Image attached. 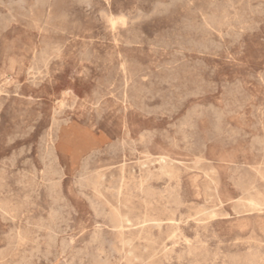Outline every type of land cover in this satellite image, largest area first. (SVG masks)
Returning <instances> with one entry per match:
<instances>
[{
	"label": "rangeland",
	"instance_id": "1",
	"mask_svg": "<svg viewBox=\"0 0 264 264\" xmlns=\"http://www.w3.org/2000/svg\"><path fill=\"white\" fill-rule=\"evenodd\" d=\"M0 4V264L264 263V0Z\"/></svg>",
	"mask_w": 264,
	"mask_h": 264
},
{
	"label": "bare ground",
	"instance_id": "2",
	"mask_svg": "<svg viewBox=\"0 0 264 264\" xmlns=\"http://www.w3.org/2000/svg\"><path fill=\"white\" fill-rule=\"evenodd\" d=\"M22 1H23V0H22ZM32 1H33V0H32ZM45 1H46V0H45ZM72 1H74V0H72ZM92 1H93V0H92ZM155 1H156V0H155ZM182 1H183V0H182ZM184 1H185V0H184ZM219 1H221V0H219ZM52 2H53V1H52ZM174 2H175V0H174ZM188 2H189V1H188ZM188 2H187V5H188ZM237 2H238V1H237ZM70 3H71V2H70ZM91 3H92V2H91ZM106 3H107V2H106ZM163 3H164V2H163ZM177 3H178V2H177ZM181 3H182V2H181ZM27 4H28V3H27ZM27 4H26V5H27ZM81 4H82V3H81ZM85 4H87V3H85ZM109 4H110V3H109ZM202 4H203V3H202ZM202 4H201V5H202ZM227 4H228V3H227ZM257 4H258V3H257ZM0 5H1V4H0ZM32 5H33V4H32ZM54 5H55V3H54ZM68 5H69V3H68ZM90 5H91V4H90ZM191 5H192V4H191ZM219 5H221V4H219ZM222 5H223V3H222ZM231 5H232V4H231ZM5 6H6V5H5ZM170 6H171V5H170ZM211 6H212V5H211ZM226 6H227V5H226ZM229 6H230V5H229ZM256 6H257V5H256ZM184 7H185V6H184ZM29 8H30V7H29ZM87 8H88V7H87ZM93 8H94V7H93ZM241 8H242V10H243V7H241ZM52 9H53V8H52ZM105 9H106V8H105ZM107 9H108V8H107ZM133 9H134V8H133ZM133 9H132V11H133ZM151 9H152V8H151ZM229 9H230V8H229ZM41 10H42V9H41ZM168 10H169V9H168ZM175 10H176V9H175ZM190 10H191V9H190ZM209 10H210V9H209ZM58 11H59V10H58ZM99 11H100V10H99ZM108 11H109V9H108ZM122 11H123V9H122ZM128 11H129V10H128ZM193 11H194V9H193ZM198 11H199V10H198ZM261 11H262V10H261ZM35 12H36V11H35ZM43 12H44V11H43ZM48 12H49V11H48ZM130 12H131V11H130ZM135 12H136V11H135ZM171 12H172V11H171ZM187 12H188V11H187ZM195 12H196V11H195ZM68 13H69V12H68ZM110 13H111V12H110ZM173 13H174V11H173ZM190 13H191V12H190ZM15 14H16V13H15ZM17 14H19V13H17ZM86 14H87V13H86ZM91 14H92V13H91ZM118 14H120V13H118ZM250 14H251V11H250ZM261 14H262V13H261ZM32 15H33V14H31L30 17H31ZM48 15H49V14H48ZM57 15H58V14H57ZM57 15H56V16H57ZM107 15H108V14H107ZM109 15H110V14H109ZM109 15H108V16H109ZM133 15H134V14H133ZM231 15H232V14H231ZM258 15H259V14H258ZM41 16H42V15H41ZM52 16H53V15H52ZM99 16H100V15H99ZM30 17H28V18H30ZM70 17H71V16H70ZM70 17H69V18H70ZM158 17H159V16H158ZM182 17H183V16H182ZM202 17H203V16H202ZM212 17H214V15H213ZM247 17H248V16H247ZM5 18H6V17H5ZM26 18H27V17H26ZM28 18H27V19H28ZM98 18H99V17H98ZM207 18H210V17L208 16ZM240 18H241V17H240ZM17 19H19V18H17ZM64 19H65V18H64ZM77 19H78V18H77ZM100 19H101V18H100ZM111 19H112V18H111ZM153 19H154V18H153ZM192 19H193V18H192ZM37 20H39V18H38ZM90 20H91V19H90ZM205 20H206V19H205ZM30 21H31V20H30ZM39 21H40V20H39ZM45 21H46V20H45ZM48 21H49V20H48ZM60 21H61V20H60ZM77 21H79V20H77ZM101 21H103V19H101ZM111 21H112V20H111ZM145 21H146V20H145ZM203 21H204V20H203ZM233 21H234V20H233ZM251 21H252V20H251ZM5 22H6V21H5ZM26 22H27V21H26ZM46 22H47V21H46ZM65 22H67V21L65 20L64 23H65ZM204 22H205V21H204ZM207 22H208V20H207ZM209 22H210V21H209ZM214 22H216V21H214ZM2 23H3V22H2ZM2 23H1V24H2ZM20 23H21V22H20ZM205 23H206V22H205ZM3 24H4V23H3ZM3 24H2V25H3ZM25 24H26V23H25ZM28 24H29V23H28ZM51 24H52V23H51ZM104 24H105V23H104ZM128 24H129V23H128ZM128 24H127V25H128ZM174 24H175V23H174ZM217 24H218V23H217ZM232 24H233V23H232ZM4 25H5V24H4ZM32 25H33V24H32ZM32 25H31V26H32ZM45 25H46V24H45ZM71 25H72V24H71ZM179 25H181V24L179 23ZM211 25H212V24H211ZM220 25H221V24H220ZM225 25H226V24H225ZM107 26H108V25H107ZM110 26H111V25H110ZM212 26H213V25H212ZM232 26H233V25H232ZM48 27H49V26H48ZM52 27H53V26H52ZM55 27H56V26H55ZM72 27H73V26H72ZM72 27H71V28H72ZM115 27L117 28V26H115ZM217 27H219V26H217ZM56 28H57V27H56ZM64 28H65V27H64ZM73 28H74V27H73ZM130 28H131V27H130ZM172 28H174V27H172ZM251 28H252V27H251ZM34 29H35V28H34ZM66 29H68V28H66ZM104 29H105V27H104ZM194 29H195V28H194ZM211 29H212V28H211ZM257 29H258V28H257ZM3 30H4V28H3ZM62 30H63V29H62ZM116 30H117V29H116ZM138 30H139V29H138ZM207 30H208V29H207ZM234 30H235V29H234ZM240 30H242V29H240ZM248 30H249V29H248ZM35 31H36V30H35ZM58 31H61V29L58 30ZM162 31H163V30H162ZM244 31H245V30H244ZM250 31H251V30H250ZM0 32H1V31H0ZM51 32H52V31H50V33H51ZM67 32H68V31H67ZM220 32H221V31H220ZM220 32H219V33H220ZM232 32H234V31H232ZM236 32H237V31H236ZM236 32H235V34L238 33V32H237V33H236ZM112 33H113V32H112ZM141 33H142V32H140V34H141ZM221 33H222V32H221ZM48 34H49V33H48ZM58 34H59V32H58ZM140 34H139V35H140ZM142 34H143V33H142ZM154 34H155V32H154ZM222 34L224 35V33H222ZM240 34H241V33H240ZM88 35H89V34H88ZM120 36H121V35H119V37H120ZM128 36H129V35H128ZM131 36H134V35H131ZM160 36H161V35H160ZM220 36H221V34H220ZM115 37H116V36H115ZM221 37H222V36H221ZM100 38H101V36H100ZM105 38H106V37H105ZM122 38H123V37H122ZM132 38H133V37H132ZM132 38H131V39H132ZM224 38H225V37H224ZM226 38H227V37H226ZM119 39H120V38H119ZM142 39H143V38H142ZM147 39H148V38H147ZM159 39H160V38H159ZM219 39H220V37H219ZM222 39H223V37H222ZM19 40H20V39H19ZM44 40H45V39H44ZM58 40H59V39H58ZM66 40H68V39H66ZM101 40H102V39H101ZM113 40H114V39H113ZM152 40H154V39H152ZM193 40H194V39H193ZM237 40H238V39H237ZM156 41H159V40H157V38H156ZM212 41L214 42V40H212ZM19 42H20V41H19ZM124 42H125V41H124ZM199 42H200V41H199ZM202 42H203V41H202ZM234 42H235V41H234ZM54 43H56V42H54ZM54 43H53V44H54ZM65 43H66V42H65ZM142 43H143V42H142ZM142 43H141V44H142ZM149 43H150V42H149ZM192 43H193V42H192ZM218 43H219V42H218ZM196 44H197V43H196ZM200 44H201V43H200ZM215 44H216V43H215ZM220 44H221V42H220ZM228 44H229V43H228ZM58 45H59V44H58ZM149 45H150V44H149ZM174 45H175V44H174ZM190 45H191V44H190ZM230 45H231V44H230ZM10 46H11V45H10ZM52 46H53V45H52ZM61 46H62V45H61ZM125 46H126V45H125ZM147 46H148V45H147ZM164 46H165V45H164ZM175 46H176V45H175ZM188 46H189V45H188ZM63 47H64V46H63ZM80 47H82V46H80ZM160 47H161V46H160ZM49 48H51V47H49ZM49 48H48V49H49ZM162 48H163V47H162ZM164 48H165V47H164ZM179 48H180V47H179ZM192 48H193V47H192ZM196 48H197V47H196ZM212 48H213V47H212ZM87 49H88V48H87ZM89 49H90V48H89ZM141 49H142V48H141ZM229 49H230V48H229ZM5 50H6V49H5ZM151 50H152V49H151ZM156 50H157V49H156ZM159 50H161V49H159ZM195 50H196V49H195ZM213 50H214V49H213ZM50 51H51V50H50ZM60 51H61V50H60ZM91 51H92V50H91ZM202 51H203V50H202ZM9 52H10V51H9ZM48 52H49V51H48ZM53 52H54V51H53ZM78 52H79V51H78ZM118 52H119V51H118ZM40 53H41V52H40ZM206 53H208V52H206ZM217 53H218V52H217ZM91 54H92V52H91ZM201 54H202V53H201ZM56 55H57V53H56ZM78 55H80V54H78ZM209 55H211V54H209ZM212 55H213V54H212ZM215 55H216V54H215ZM31 56H32V55H31ZM37 56H38V55H36L35 59L38 58ZM83 56H84V55H83ZM85 56H86V55H85ZM51 57H53V56H51ZM119 57H120V56H119ZM121 57H122V54H121ZM126 57H127V56H126ZM188 57H189V56H188ZM7 58H8V57H7ZM43 58H45V57H43ZM87 58H88V57H87ZM38 59H39V58H38ZM47 59H49V58H47ZM84 59H85V58H84ZM123 59H124V58H123ZM133 59H134V58H133ZM85 60H87V59H85ZM8 61H9V60H8ZM47 61H48V60H47ZM131 61H132V60H131ZM163 61H164V60H163ZM50 62H51V61H50ZM39 63H40V62L38 61V64H39ZM132 63H133V62H132ZM132 63H131V64H132ZM138 63H139V62H138ZM204 63H205V62H204ZM129 64H130V63H129ZM30 65H31V64H30ZM40 65H41V63H40ZM57 65H58V64H57ZM123 65H125V64H123ZM126 65H128V64L126 63ZM139 65H140V63H139ZM33 66H34V65H33ZM104 66H105V65H104ZM199 66H201V65H199ZM202 66H203V65H202ZM9 67H10V66H9ZM30 67H31V66H30ZM37 67H38V66H37ZM112 67H113V66H112ZM131 67H132V66H131ZM138 67H139V66H138ZM138 67H137V69H138ZM157 67H158V66H157ZM203 67H204V66H203ZM84 68H85V67H84ZM121 68H122V67H121ZM121 68H120V69H121ZM142 68H143V67H142ZM9 69H11V68H9ZM26 69H27V68H26ZM33 69H34V68H33ZM37 69H38V68H37ZM37 69H36V70H37ZM45 69H46V68H45ZM191 69H192V68H191ZM194 69H195V68H194ZM208 69H210V68L208 67ZM208 69H207V70H208ZM36 70H35V71H36ZM124 70H126V69H124ZM140 70H141V69H140ZM28 71H29V70H28ZM47 71H48V70H47ZM84 71H85V70H84ZM87 71H88V70H87ZM120 71H121V70H120ZM120 71H119V72H120ZM30 72H31V71H30ZM39 72H40V71H38V73H39ZM82 72H83V71H82ZM117 72H118V71H117ZM125 72H126V71H125ZM128 72H129V71H128ZM46 73H47V72H46ZM46 73H45V74H46ZM84 73H86V72H84ZM84 73H83V74H84ZM131 73H132V71H131ZM194 73H195V71H194ZM198 73H199V72H198ZM198 73H196V74H198ZM48 74H49V73H48ZM113 74H114V73H113ZM137 74H138V73H137ZM260 74H261V73H260ZM32 75H33V73H32ZM114 75H115V74H114ZM209 75H210V74H209ZM211 75H212V74H211ZM250 75H251V74H250ZM250 75H249V76H250ZM262 75H264V74H262ZM28 76H29V73H28ZM106 76H107V75H106ZM196 76H197V75H196ZM32 77H33V76H32ZM37 77H38V76H37ZM44 77H45V75H44ZM132 77H134V76H132ZM132 77H131V78H132ZM135 77H136V76H135ZM209 77H211V76H209ZM38 78H39V77H38ZM107 78H108V77H107ZM202 78H203V77H202ZM253 78H254V76H253ZM43 79H44V78H43ZM119 79H120V78H119ZM121 79H122V78H121ZM133 79H134V78H133ZM138 79H139V78H138ZM193 79H195V78H193ZM3 80H4V79H3ZM28 80H30V79H28ZM33 80H34V79H33ZM200 80H201V79H200ZM255 80H256V79H255ZM262 80H263V79H262ZM5 81H6V80H5ZM104 81H105V80H104ZM142 81H143V80H142ZM118 82H119V81H118ZM192 82H193V81H192ZM223 82H224V81H223ZM234 82H235V81H234ZM261 82H262V81H261ZM5 83H6V82H5ZM9 83H10V82H9ZM37 83H38V82H37ZM104 83H105V82H104ZM113 83H114V82H113ZM211 83H212V82H210V85H211ZM213 83H214V82H213ZM216 83H217V82H216ZM221 83H222V82H221ZM235 83H236V82H235ZM240 83H241V82H240ZM33 84H34V83H33ZM35 84H36V83H35ZM107 84H108V83H107ZM127 84H128V83H127ZM194 84H195V83H194ZM214 84H215V83H214ZM4 85H5V84H4ZM129 85H131V84H129ZM192 85H193V84H192ZM106 86H107V85H106ZM117 86H118V85H117ZM133 86H134V85H133ZM211 86H212V85H211ZM236 86H237V85H236ZM14 87H16V86L14 85ZM98 87H99V86H98ZM107 87H108V86H107ZM111 87H112V86H111ZM188 87H189V86H188ZM214 87H215V86H214ZM221 87H222V86H221ZM133 88H134V87H133ZM135 88H136V87H135ZM205 88H206V87H205ZM226 88H228V87H226ZM96 89H97V88H96ZM118 89H119V88H118ZM214 89H216V88H214ZM242 89H243V88H242ZM14 90H15V89H14ZM131 90H132V89H131ZM202 90H203V89H202ZM224 90H225V88H224ZM93 91H94V90H93ZM101 91H102V90H101ZM108 91H109V90H108ZM110 91H111V89H110ZM126 91H127V90H126ZM135 91L138 92V89L135 90ZM140 91H141V90H140ZM194 91H195V90H194ZM236 91H237V90H236ZM241 91H242V90H241ZM105 92H107V91H105ZM128 92H129V91H128ZM234 92H235V91H234ZM5 93H6V92H5ZM10 93L12 94V92H10ZM62 93H63V92H62ZM130 93H131V91H130ZM13 94H14V93H13ZM112 94H114V93H112ZM133 94H135V93H133ZM139 94H140V92H139ZM199 94H200V93H199ZM203 94H204V93H203ZM244 94H245V92H244ZM63 95H64V94H63ZM101 95H102V94H101ZM109 95H110V94H109ZM130 95H131V94H130ZM223 95H225V94H223ZM229 96H230V95H229ZM246 96H247V98H248V93H247ZM222 97H223V96H222ZM117 98H119V97H117ZM127 98H128V100H129V96H128ZM224 98H225V97H224ZM120 99H121V98H120ZM244 99H245V98H244ZM248 99H250V98H248ZM29 100H30V99H29ZM123 100H124V99H122V102H123ZM128 100H127V101H128ZM230 100H232V99H230ZM136 101H137V100H136ZM232 101H234V100H232ZM56 102H57V100H56ZM134 102H135V99H134ZM234 102H235V101H234ZM60 103H61V101H60ZM62 103H63V102H62ZM62 103H61V104H62ZM101 103H103V102H101ZM101 103H100V104H101ZM132 103H133V102H132ZM144 104H145V103H144ZM244 104H245V103H244ZM133 105H134V104H133ZM193 105H194V104H193ZM231 105H232V103H231ZM237 105H238V104H237ZM263 105H264V104H263ZM67 106H68V105H67ZM134 106H135V105H134ZM136 106H137V105H136ZM62 107H63V106H62ZM98 107H99V106H98ZM138 107H139V106H138ZM138 107H137V108H138ZM230 107H231V106H230ZM230 107H228L227 109H229ZM56 108H57V107H56ZM56 108H55V109H56ZM59 108H60V107H59ZM70 108H71V107H70ZM124 108H125V107H124ZM234 108H235V107H234ZM234 108H233V109H234ZM62 109H63V108H62ZM65 109H66V108H65ZM101 110H102V109H101ZM177 110H178V109H177ZM196 110H197V109H196ZM225 110H226V109H225ZM229 110H230V109H229ZM237 110H238V109H237ZM61 111H62V110H61ZM61 111H59V112H61ZM94 111H95V110H94ZM144 111H145V110H144ZM152 111H153V110H152ZM198 111H199V110H198ZM235 111H236V110H234V112H235ZM63 112H64V111H63ZM102 112H103V111H102ZM203 112H204V111H203ZM97 113H98V112H97ZM256 113H257V112H256ZM256 113H253V114H256ZM263 113H264V112H263ZM54 114H55V113H54ZM88 114H89V113H88ZM153 114H154V113H153ZM163 114H164V113H163ZM232 114H233V113H232ZM234 114H236V113H234ZM39 115H40V113H39ZM58 115H60V114H58ZM61 115H62V114H61ZM205 115H206V114H205ZM226 115H227V114H226ZM263 115H264V114H263ZM52 116H53V115H52ZM98 116H99V115H98ZM208 116H209V115H208ZM252 116H253V115H252ZM99 117H100V116H99ZM201 117H202V116H201ZM243 117H244V115H243ZM39 118H40V117H39ZM39 118H38V119H39ZM67 118H68V117H67ZM181 118H182V117H181ZM181 118H180V119H181ZM53 119H55V118H53ZM68 119H69V118H68ZM88 119H89V118H87V120H88ZM96 119H97V117H96ZM180 119H179V120H180ZM192 119H193V118H192ZM194 119H195V118H194ZM258 119H259V117H258ZM176 120H177V119H176ZM196 120H197V119H196ZM223 120H224V119H223ZM53 121H54V120H53ZM56 121H57V123H58V120H57V119H56ZM177 121H178V120H177ZM259 121H260V119H259ZM61 122H62V121H61ZM61 122H60V123H61ZM195 122H196V121H195ZM195 122H194V123H195ZM64 123H65V122H64ZM210 123H211V122H210ZM55 124H56V123H55ZM172 124H173V123H172ZM174 124H175V123H174ZM177 124H178V123H177ZM212 124H213V123H212ZM219 124H220V123H219ZM59 125H60V124H59ZM196 125H197V124H196ZM224 125H225V124H224ZM224 125H223V126H224ZM51 126H52V125H51ZM51 126H50V127H51ZM169 126L173 127L171 124H170ZM229 126H230V125H229ZM57 127H59V126H57ZM174 127H175V126H174ZM230 127H232V126H230ZM251 127H252V126H251ZM26 128H27V127H26ZM28 128H29V125H28ZM197 128H198V127H197ZM221 128H223V127H221ZM233 128H234V127H233ZM48 129H49V128H48ZM210 129H211V128H210ZM227 129H228V128H227ZM239 129H241V128H239ZM30 130H31V129H30ZM30 130H27V131H30ZM53 130H54V128H53ZM143 130H144V129H143ZM183 130H184V129H183ZM193 130H195V129H193ZM228 130H229V129H228ZM255 130H256V129H255ZM57 131H58V130H57ZM145 131H146V130H145ZM176 131H177V130H176ZM190 131H191V130H190ZM234 131H236V130H234ZM239 131H240V130H239ZM44 132L46 133L45 128H44ZM153 132H154V131H153ZM181 132H183V131H181ZM188 132H189V131H188ZM197 132H198V131H197ZM207 132H208V130H207ZM23 133H24V132H23ZM28 133H29V132H28ZM50 133H51V132H50ZM53 133H55V132H53ZM145 134H146V133H145ZM154 134H155V132H154ZM159 134H160V133H159ZM179 134L181 135V133H179ZM243 134H244V133H243ZM21 135H22V134H21ZM21 135H20V136H21ZM42 135H44V134H42ZM42 135H41V136H42ZM49 135H50V134H48V136H49ZM56 135H57V133H56ZM146 135H147V134H146ZM155 135H156V134H155ZM161 135H162V134H161ZM167 135H168V134H167ZM167 135H166V136H167ZM176 135H177V134H176ZM196 135H197V134H196ZM216 135H217V134H216ZM16 136H17V135H16ZM24 136H25V135H24ZM209 136H210V135H209ZM209 136H208V137H209ZM226 136H227V135H226ZM226 136L224 135V137H226ZM246 136H247V133H246ZM168 137H169V136H168ZM170 137H171V136H170ZM193 137H194V136H193ZM195 137H196V136H195ZM220 137H221V135H220ZM224 137H223V138H224ZM7 138H8V137H7ZM45 138H46V136H45ZM47 138H48V137H47ZM173 138H174V137H173ZM173 138H172V139H173ZM181 138H182V137H181ZM187 138H188V137H187ZM201 138H202V137H201ZM210 138H211V137H210ZM221 138H222V137H221ZM241 138H242V137H241ZM251 138H252V137H251ZM15 139H16V138H15ZM39 139H40V138H39ZM148 139H149V138H148ZM190 139H191V138H190ZM196 139H197V138H196ZM235 139H236V138H235ZM11 140H12V139H11ZM129 140H130V139H129ZM149 140H150V139H149ZM166 140H167V138H166ZM191 140H192V139H191ZM191 140H190V142H191ZM197 140H198V139H197ZM211 140H212V139H211ZM224 140H225V139H224ZM231 140H232V139H231ZM231 140H230V141H231ZM251 140H252V139H251ZM44 141H45V139H44ZM46 141H48V140H46ZM145 141H146V139H145ZM172 141H173V140H172ZM176 141H177V140H176ZM180 141H181V140H180ZM186 141H187V140H186ZM235 141H236V140H235ZM261 141H262V140H261ZM8 142H9V141H8ZM8 142H7V143H8ZM38 142H39V141H38ZM118 142H119V141H118ZM120 142H121V141H120ZM120 142H119V143H120ZM131 142H132V141L130 140V143H131ZM146 142H147V141H146ZM173 142H174V141H173ZM202 142H203V140H202ZM215 142H216V141H215ZM250 142H251V141H250ZM39 143H40V142H39ZM137 143H138V142H137ZM147 143L149 144V142H147ZM169 143H170V142H169ZM176 143H178V142H176ZM224 143H225V141H224ZM143 144H144V143H143ZM145 144H146V143H145ZM200 144H201V143H200ZM260 144H261V143H260ZM113 145H114V144H113ZM117 145H118V144H117ZM184 145H185V144H184ZM226 145H227V144H226ZM226 145H225V146H226ZM253 145H254V144H253ZM262 145H263V143H262ZM262 145H260V148H261ZM28 146H29V145H28ZM44 146H46V145L44 144ZM44 146H42V147L44 148ZM52 146H53V145H52ZM52 146H51V147H52ZM174 146H175V145H174ZM200 146H201V145H200ZM30 147H31V145H30ZM39 147H40V146H39ZM201 147H203V146H201ZM52 148H53V147H52ZM52 148H49V149L52 150ZM122 148H123V147H122ZM191 148H192V147H191ZM262 148H263V147H262ZM24 149H25V148H24ZM39 149H40V148H39ZM107 149H108V147H107ZM111 149H112V148H111ZM188 149H189V148H188ZM251 149H252V148H251ZM29 150H30V149H29ZM45 150H46V149H45ZM45 150H44V151H45ZM51 150H50V152H51ZM132 150H133V149H132ZM186 150H187V149H186ZM18 151H19V149H18ZM115 151H117V150H115ZM115 151H114V152H115ZM23 152H24V151H23ZM26 152H27V151H26ZM26 152H24V153H26ZM28 152H29V151H28ZM46 152H47V151H46ZM46 152H45V153H46ZM50 152H49V153H50ZM52 152H54V150H52ZM93 152H94V151H93ZM97 152H99V151H97ZM108 152H109V150H108ZM111 152H112V151H111ZM49 153H48V154H49ZM99 153H100V152H99ZM10 154H11V153H10ZM91 154H92V152H91ZM94 154H95V153H94ZM108 154H109V153H108ZM42 155H43V154H42ZM44 155H46V154H44ZM89 155H90V154H89ZM99 155H100V154H99ZM99 155H98V156H99ZM13 156H14V155H13ZM51 156H52V155H50V157H51ZM53 156H54V155H53ZM87 156H88V155H87ZM5 158H6V157H5ZM5 158H4V159H5ZM14 158H15V157H14ZM46 158H47V156H46ZM53 158H55V157H53ZM87 158H88V157H87ZM90 158H91V156H90ZM25 159H26V157H25ZM51 159H52V158H51ZM51 159H50V160H51ZM95 159H96V158H95ZM160 159H161V158H160ZM160 159H159V160H160ZM11 160H12V161H15V159H14V160L11 159ZM26 160H28V159H26ZM26 160H25V161H26ZM44 160H46V159H44ZM52 160H53V159H52ZM85 160H86V159H85ZM85 160H84V161H85ZM84 161H83V162H84ZM88 161H89V160H88ZM90 161H91V160H90ZM92 161H94V160H92ZM92 161H91V162H92ZM28 162H29V160H28ZM55 162H56V161H55ZM83 162H82V163H83ZM91 162H90V163H91ZM162 162H163V160H162ZM23 163H24V162H23ZM32 163H33V162H32ZM56 163H57V162H56ZM90 163H88V165H91V164H92V163H91V164H90ZM2 164H3V163H2ZM12 164H13V163H12ZM49 164H50V163H49ZM52 164H53V163H52ZM42 165H43V164H42ZM141 165H142V164H141ZM258 165H260V164H258ZM1 166H2V165H1ZM31 166H32V164H31ZM57 166H58V165H56L55 167H57ZM94 166H95V165H94ZM51 167H52V166H51ZM90 167H91V166H90ZM31 168H32V167H31ZM52 168H53V167H52ZM82 168H84V167H82ZM86 168H87V167H86ZM94 168H95V167H94ZM168 168H169V165H168ZM234 168H235V166H234ZM17 169H18V168H17ZM33 169H35V168H33ZM47 169H48V168H47ZM58 169H61V168H58ZM230 169H231V168H229V170H230ZM241 169H242V168H241ZM254 169H255V168H254ZM42 170H43V169H42ZM44 170H46V169H44ZM52 170H53V169H52ZM83 170H85V169H83ZM92 170H94V169H92ZM188 170H189V169H188ZM212 170H214V169L212 168ZM231 170H232V169H231ZM236 170H237V169H236ZM238 170H239V169H238ZM24 171H25V170H24ZM46 171H47V170H46ZM80 171H81V170H80ZM80 171H79V172H80ZM86 171H87V170H86ZM42 172H43V171H42ZM47 172H48V171H47ZM47 172H46V173H47ZM51 172H52V171H51ZM54 172H55V171H54ZM59 172H60V171H59ZM79 172H78V173H79ZM81 172H82V171H81ZM232 172H233V171H232ZM237 172H238V171H237ZM22 173H23V172H22ZM22 173H21V175H22ZM49 173H50V172H49ZM121 173H122V172H121ZM240 173H241V172H240ZM9 174H10V173H9ZM17 174H18V172H17ZM39 174H40V173H39ZM170 174H171V173H170ZM211 174H212V173H211ZM242 174H243V173H242ZM31 175H32V174H31ZM35 175H37V172H36ZM40 175H41V174H40ZM42 175H43V173H42ZM78 175H79V174H78ZM94 175H95V173H94ZM207 175H208V174H206V176H207ZM233 175H234V174H233ZM238 175H239V174H238ZM47 176H48V175H47ZM49 176H50V175H49ZM51 176H53V174H52ZM56 176H57V175H56ZM59 176H60V178H61V174H60ZM91 176H92V175H91ZM91 176H90V178H92ZM98 176H99V175H98ZM122 176H123V175H122ZM240 176H241V175H240ZM242 176H244V174H243ZM246 176H247V174H246ZM246 176H245V178H246ZM25 177H26V176H25ZM39 177H40V176H39ZM44 177H45V176H44ZM53 177H54V176H53ZM95 177H96V176H95ZM140 177H141V176H140ZM140 177H139V178H140ZM209 177H210V176H209ZM230 177H231V176H230ZM232 177H233V176H232ZM236 177H237V176H236ZM236 177H235V178H236ZM247 177H248V176H247ZM22 178H23V176H22ZM31 178H33V176H32ZM45 178H48V177H45ZM76 178H77V177H76ZM93 178H94V177H93ZM96 178H98V177H96ZM118 178L120 179V177H118ZM172 178H173V177H172ZM177 178H178V177H177ZM235 178H234V179H235ZM241 178H242V177H241ZM241 178H240V179H241ZM243 178H244V177H243ZM250 178H251V177H250ZM33 179H35V178H33ZM36 179H37V177H36ZM51 179H52V177H51ZM111 179H112V178H111ZM231 179H232V178H231ZM231 179H230V180H231ZM237 179H238V177H237ZM246 179H248V182H249V178H246ZM18 180H19V179H18ZM18 180H17V182H18ZM31 180H32V179H31ZM42 180H43V176H42L41 181H42ZM60 180H61V179H60ZM73 180H74V179H73ZM81 180H82V179H81ZM93 180H94V179H93ZM93 180H92V181H93ZM95 180H96V179H95ZM238 180H239V179H238ZM243 180H244V179H243ZM19 181H20V180H19ZM45 181H46V180H45ZM45 181H44V182H45ZM53 181H54V180H53ZM55 181H59V180H55ZM89 181H90V180H89ZM102 181H103V180H102ZM169 181H170V180H169ZM14 182H15V181H14ZM23 182H24V181H23ZM27 182H28V181H27ZM27 182H26V183H27ZM29 182H30V181H29ZM29 182H28V183H29ZM31 182H32V181H31ZM37 182H38V180H37ZM77 182H78V180H77ZM141 182H142V181H141ZM143 182H144V181H143ZM231 182H232V181H231ZM243 182H244V181H243ZM246 182H247V180H246ZM74 183H75V181H74ZM108 183H110V182H108ZM15 184H16V183H15ZM17 184H18V183H17ZM20 184H21V182H20ZM29 184H30V183H29ZM50 184H52V182H51ZM60 184H61V183H60ZM76 184H77V183H76ZM79 184H80V183H79ZM79 184H78V185H79ZM97 184H98V182H97V183H95L94 181L92 182V185H93L95 188H96V185H97ZM101 184H103V183H101ZM142 184H143V183H142ZM244 184H245V183H244ZM251 184H253V183H251ZM1 185H2V184H1ZM1 185H0V186H1ZM26 185H27V187H28V184H26ZM30 185H31V184H30ZM36 185H37V184H36ZM36 185H35V186H36ZM108 185H109V184H108ZM248 185H249V183H248ZM19 186H20V185H19ZM32 186H33V185H32ZM38 186H39V185H38ZM53 186H54V185H53ZM53 186H51V187H53ZM80 186H82V185H80ZM87 186H88V184H87ZM101 186H102V185H101ZM139 186H141V183H140ZM251 186H252V185H251ZM20 187H21V186H20ZM42 187H43V186H42ZM44 187H45V186H44ZM103 187H104V186H103ZM119 187H120V186H119ZM0 188H1V187H0ZM23 188H24V187H23ZM37 188H38V187H37ZM58 188H59V187H58ZM80 188H81V187H80ZM82 188H84V186H83ZM104 188H105V187H104ZM21 189H22V188H21ZM75 189H76V188H75ZM98 189H99V188H98ZM102 189H103V188H102ZM2 190H3V189H2ZM54 190H55V188H54ZM104 190H105V189H104ZM118 190H119V189H118ZM140 190H141V189H140ZM29 191H30V189H29ZM31 191H32V190H31ZM52 191H53V190H52ZM77 191H78V189H77ZM79 191H81V190H79ZM85 191H86V190H85ZM109 191H111V190H109ZM115 191H116V190H115ZM120 191H121V190H120ZM120 191H119V192H120ZM166 191H167V190H166ZM246 191H247V190H246ZM10 192H11V191H10ZM26 192H27V191H26ZM33 192H34V190H33ZM82 192H83V191H82ZM112 192H114V191H112ZM244 192H245V190H244ZM37 193H38V192H37ZM54 193H55V192H54ZM97 193H98V192H97ZM24 194H25V193H24ZM46 194H47V193H46ZM56 194H57V193H56ZM56 194H55V195H56ZM79 194H80V193H79ZM116 194H118V192H117ZM34 195H35V193H34ZM36 195H37V194H36ZM57 195H59V194H57ZM246 195H247V194H246ZM249 195H250V193H249ZM46 196H47V195H46ZM52 196H53V195H52ZM86 196H87V195H86ZM86 196H85V197H86ZM112 196H113V194H112ZM140 196H141V195H140ZM23 197L25 198V196H23ZM37 197H38V196H37ZM59 197H61V196H59ZM88 197H89V196H88ZM90 197H91V196H90ZM239 197H240V196H239ZM250 197H251V196H250ZM24 198H23V199H24ZM54 198H55V197H54ZM56 198H57V197H56ZM56 198H55V199H56ZM61 198H63V197H61ZM112 198H113V197H112ZM114 198H115V196H114ZM26 199H27V198H26ZM51 199H52V198H51ZM93 199H94V198H92V200H93ZM6 200H7V199H6ZM58 200H59V199H58ZM118 200H119V199H117V201H118ZM52 201H53V200H52ZM117 201H116V202H117ZM143 201H144V200H143ZM4 202H5V201H4ZM56 202H58V201H56ZM59 202H60V201H59ZM66 202H67V201H66ZM88 202H89V201H88ZM91 202H93V201H91ZM96 202H97V201H96ZM255 202H256V201H255ZM24 203H25V202H24ZM31 203H32V202H31ZM118 203H119V202H118ZM145 203H146V202H145ZM89 204H90V203H89ZM97 204H98V203H97ZM97 204H95V202H94V205H96V207H97ZM99 204H100V202H99ZM119 204H120V203H119ZM242 204H243V203H242ZM52 205H53V202H52ZM55 205H56V203H55ZM62 205H63V204H62ZM66 205H67V204H66ZM63 206H64V205H63ZM90 206H91V205H90ZM145 206H147V205H145ZM5 207H6V206H5ZM35 207H36V206H35ZM99 207H100V205H99ZM102 207H103V206H101V210L103 211V208H104V207H103V208H102ZM124 207H125V206H124ZM39 208H40V207H39ZM109 208H110V207H109ZM4 209H5V208H4ZM54 209H55V208H54ZM99 209H100V208H99ZM144 209H145V208H144ZM196 209H197V208H196ZM1 210H2V209H1ZM92 210H93V209H92ZM94 210H95V208H94ZM133 210H134V209H133ZM209 210H210V208H209ZM65 211H66V210H65ZM67 211H68V210H67ZM129 211H131V209H130ZM207 211H208V210H207ZM2 212H3V211H2ZM51 212H52V211H51ZM96 212H97V210H96ZM204 212H205V210H204ZM209 212H210V211H209ZM21 213H22V212H21ZM57 213H58V212H57ZM93 213H94V212H93ZM144 213H145V211H144ZM144 213H143V214H144ZM200 213H201V212H200ZM213 213H214V212H213ZM7 214H8V213H7ZM50 214H51V213H50ZM103 214H104V213H103ZM162 214H163V213H162ZM172 214H173V213H172ZM205 214H206V212H205ZM214 214H215V213H214ZM39 215H40V214H39ZM39 215H38V216H39ZM55 215H56V214H55ZM68 215H69V214H68ZM173 215H175V214H173ZM194 215H195V214H194ZM208 215H209V214H208ZM215 215H216V214H215ZM227 215H228V214H227ZM63 216H64V215H63ZM97 216H98V215H97ZM211 216H212V215H211ZM46 217H47V216H46ZM64 217H65V216H64ZM69 217H70V216H69ZM95 217H96V216H95ZM139 217H140V216H139ZM169 217H170V216H169ZM14 218H15V217H14ZM51 218H54V217L51 216ZM59 218H60V216H59ZM104 218H105V217H104ZM106 218H107V217H106ZM147 218H149V216H148ZM152 218H153V216H152ZM170 218H171V217H170ZM170 218H169V219H170ZM36 219H37V218H36ZM40 219H42V218H40ZM43 219H44V218H43ZM46 219H47V218H46ZM67 219H68V217H67ZM107 219H108V218H107ZM109 219H110V222H111V224H112V227L117 231V235H118V237H119V240L122 242V244H127V243L129 244V241H130V240H129L128 238L125 237V232H124V229H125V227L128 226V224H129V225H133L132 222H131V219L129 218V216H128L127 214H123V213H121L120 210H119L117 207H114V208L110 211ZM145 219H146V218H145ZM173 219H174V218H173ZM10 220H11V218H10ZM34 220H35V219H34ZM44 220H45V219H44ZM47 220H48V219H47ZM50 220H51V219H50ZM54 220H55V219H53V221H54ZM60 220H61V218H60ZM147 220H148V219H147ZM159 220H160V219H159ZM42 221H43V220H42ZM48 221H49V220H48ZM48 221H47V222H48ZM58 221H59V220H58ZM187 221H188V220H187ZM11 222H12V220H11ZM25 222H26V220H25ZM39 222H40V221H39ZM55 222H56V221H55ZM59 222L61 223L62 220L59 221ZM153 222H154V221H153ZM155 222H156V221H155ZM157 222H159V221H157ZM164 222H165V221H164ZM173 222H175V221H173ZM12 223H13V222H12ZM28 223H29V222H28ZM49 223H50V222H49ZM51 223H52V222H51ZM148 223H150V222L148 221ZM176 223H177V222H176ZM29 224H30V223H29ZM31 224H32V223H31ZM36 224H37V223H36ZM108 224H109V223H108ZM139 224H140V223H139ZM143 224H144V223H143ZM145 224H147V223H145ZM155 224H156V223H155ZM34 225H35V224H34ZM46 225H47V224H46ZM97 225H98V224H97ZM156 225H158V224H156ZM37 226H38V225H37ZM44 226H45V224H44ZM60 226H62V225H60ZM150 226H151V225H150ZM35 227H36V226H35ZM39 227H41V226H39ZM48 227H49V226H48ZM144 227H145V226H144ZM9 228H10V227H9ZM13 228H14V227H13ZM53 228H55V227H53ZM96 228H97V227H96ZM135 228H136V227H135ZM41 229H42V228H41ZM64 229H65V227H64ZM9 230H10V229H9ZM9 230H8V231H9ZM36 230H37V228H36ZM38 230H39V229H38ZM50 230H51V227H50ZM54 230H55V229H54ZM178 230H179V228H178ZM10 231H11V230H10ZM17 232H18V231H17ZM51 232H52V231H51ZM51 232H50V233H51ZM59 232H60V231H59ZM92 232H93V231H92ZM92 232H91V233H92ZM99 232H100V231H99ZM139 232H140V231H139ZM141 232L143 233V231H141ZM37 233H38V232H37ZM57 233H58V231H57ZM57 233H56V234H57ZM150 233H151V232H150ZM1 234H2V233H1ZM7 234H9V233L6 232V236H7ZM60 234H61V233H60ZM100 234H101V232H100ZM102 234H103V232H102ZM180 234H181V233H180ZM9 235H10V234H9ZM48 235H50V234H48ZM58 235H59V234H58ZM98 235H99V234H98ZM96 236H97V235H96ZM100 236H101V235H100ZM105 236H106V235H105ZM146 236H148V234H147ZM21 237H22V236H21ZM56 237H57V236H56ZM102 237H103V236H102ZM152 237H153V236H152ZM170 237H171V235H170ZM17 238H18V235H17ZM23 238H24V237H23ZM42 238H43V237H42ZM46 238H48V237H45V239H46ZM97 238L99 239L100 237L97 236ZM179 238H180V237H179ZM37 239H38V238H37ZM52 239H53V238H52ZM95 239H96V238H95ZM102 239H103V238H102ZM143 239H144V236H143ZM146 239H147V237H146ZM151 239H152V238H151ZM182 239H183V238H182ZM184 239H185V238H184ZM184 239H183V240H184ZM8 240H9V239H8ZM33 240H34V239H33ZM35 240H36V238H35ZM49 240H51V239H49ZM60 240H61V239H60ZM68 240H69V239H68ZM104 240H105V239H104ZM66 241H67V240H66ZM133 241H134V240H133ZM149 241H150V240H149ZM149 241H148V243H149ZM153 241H154V240H153ZM156 241H157V239H156ZM180 241H182V240H180ZM184 241H186V240H184ZM34 242H35V241H34ZM34 242H33V243H34ZM47 242H48V241H47ZM51 242H52V240H51ZM51 242H50V243H51ZM55 242H56V241H55ZM84 242H85V241H83V243H84ZM95 242H96V241H95ZM98 242H99V241H98ZM102 242H103V241H101V243H102ZM105 242H106V241H105ZM137 242H138V241H137ZM30 243H31V241H30ZM83 243H82V244H83ZM96 243H97V242H96ZM99 243H100V242H99ZM146 243H147V242H146ZM38 244H39V243H38ZM38 244H36V245H37L36 247H38ZM45 244H46V243H45ZM51 244H52V243H51ZM64 244H65V243H64ZM84 244H86V243H84ZM84 244H83V245H84ZM107 244H108V243H107ZM107 244H106V245H107ZM118 244H119V242H118ZM176 244H178V243H176ZM215 244H216V243H215ZM7 245H8V244H7ZM34 245H35V244H34ZM39 245H40V244H39ZM86 245H87V244H86ZM88 245L91 247V244H88ZM103 245H104V244H103ZM147 245H148V244H147ZM46 246H47V245H46ZM48 246H49V244H48ZM48 246H47V248H48ZM63 246H64V245H63ZM140 246H141V245H140ZM31 247H32V246H31ZM39 247H40V246H39ZM54 247H56V246H54ZM64 247H65V246H64ZM66 247H67V246H66ZM80 247H81V246H80ZM83 247H84V246H83ZM90 247H89V248H90ZM95 247H96V246H95ZM95 247H94V248H95ZM110 247H111V246H110ZM144 247H145V246H144ZM147 247H148V246H147ZM186 247H187V246H186ZM52 248H53V246H52ZM75 248H76V247H75ZM108 248H109V247H108ZM122 248H123V247H122ZM62 249H63V248H62ZM31 250H32V249H31ZM33 250H34V254H35V251H36V250H35V249H33ZM37 250H38V249H37ZM43 250H44V249H43ZM47 250H48V249H47ZM91 250H92V249H91ZM99 250H100V248H99ZM111 250H112V249H111ZM145 250H146V249H145ZM256 250H257V248H256ZM0 251H1V250H0ZM39 251H40V250H39ZM41 251H42V249H41ZM41 251H40V252H41ZM63 251H64V249H63ZM87 251H88V249H87ZM93 251H95V249H94ZM93 251H92V252H93ZM155 251H157V250H155ZM259 251H260V250H259ZM31 252H32V251H31ZM44 252H45V251H44ZM56 252H57V251H56ZM72 252H73V251H72ZM96 252H97V251H96ZM98 252H99V251H98ZM101 252H102V251H101ZM128 252H129V251H128ZM248 252H249V251H248ZM41 253H42V252H41ZM110 253H111V252H110ZM125 253H126V252H125ZM130 253H131V251H130ZM42 254H43V253H42ZM50 254H51V252H50ZM58 254H59V252H58ZM83 254H84V253H83ZM83 254H82V255H83ZM87 254H88V253H87ZM92 254H93V253H92ZM95 254H96V253H94V255H95ZM97 254H98V253H97ZM128 254H129V253H128ZM131 254H132V253H131ZM262 254H263V253H262ZM29 255H30V254H29ZM40 255H41V254H40ZM54 255H55V254H54ZM71 255H72V254H71ZM74 255H76V254H74ZM82 255H81V257H82ZM99 255H100V254H99ZM104 255H105V254H104ZM104 255H103V257H104ZM106 255H107V254H106ZM132 255H133V254H132ZM31 256H32V255H31ZM34 256L36 257L37 255H34ZM68 256H69V255H68ZM40 257H41V256H39V258H40ZM44 257L47 258L45 255H44ZM66 257H67V256H66ZM74 257H75V256H74ZM76 257H77V256H76ZM90 257H91V256H90ZM99 257H100V256H99ZM99 257H98V258H99ZM105 257H106V256H105ZM128 257L130 258L129 255H128ZM149 257H150V256H149ZM149 257H148V258H149ZM19 258H20V257H19ZM19 258H18V259H19ZM25 258H26V257H25ZM30 258H31V257H30ZM91 258H92V257H91ZM157 258H158V257H157ZM22 259H23V258H22ZM86 259H89V257L86 258ZM103 259H104V258H103ZM116 259H117V258H116ZM136 259H137V258H136ZM28 260H30V259H28ZM64 260H65V259H64ZM68 260H69V259H68ZM76 260H77V259H76ZM37 261H38V259H37ZM73 261H74V260H73ZM77 261H78V260H77ZM82 261H83V260H82ZM90 261H91V259H90ZM92 261H93V260H92ZM95 261H96V260H95ZM95 261H94V262H95ZM134 261H135V260H134ZM84 262H85V261H84ZM96 262H97V261H96ZM100 262H101V261H100ZM161 262H162V261H161ZM224 262H225V261H224ZM67 263H68V262H67ZM74 263H76V262H74ZM250 263H251V262H250ZM257 263H258V262H257ZM257 263H256V264H257ZM14 264H15V263H14ZM63 264H64V263H63ZM70 264H71V263H70ZM76 264H77V263H76ZM80 264H81V263H80ZM84 264H85V263H84ZM90 264H91V263H90ZM92 264H93V263H92ZM161 264H162V263H161ZM258 264H259V263H258ZM263 264H264V263H263Z\"/></svg>",
	"mask_w": 264,
	"mask_h": 264
}]
</instances>
